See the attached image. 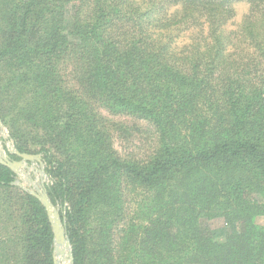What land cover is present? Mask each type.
Listing matches in <instances>:
<instances>
[{
  "label": "trees",
  "instance_id": "1",
  "mask_svg": "<svg viewBox=\"0 0 264 264\" xmlns=\"http://www.w3.org/2000/svg\"><path fill=\"white\" fill-rule=\"evenodd\" d=\"M100 109L152 126L153 153L120 156ZM0 119L42 155L71 264H264V0H0ZM15 181L0 163V264H56Z\"/></svg>",
  "mask_w": 264,
  "mask_h": 264
},
{
  "label": "rangeland",
  "instance_id": "2",
  "mask_svg": "<svg viewBox=\"0 0 264 264\" xmlns=\"http://www.w3.org/2000/svg\"><path fill=\"white\" fill-rule=\"evenodd\" d=\"M235 17L224 28L225 33L234 32L240 29L244 17L249 13L250 6L247 2H238L234 5ZM193 32L182 31L175 34L176 46L178 48L188 45L192 42ZM63 73L65 80L68 82V87L72 90L78 89V84L74 78V66L71 63L66 64ZM100 112L107 119L113 121L112 124L123 125L125 132L116 131L113 129L114 148L120 156L128 159H147L156 147L155 129L147 122L138 121L125 115H112L105 109H100ZM13 141L10 139L9 132L5 125L0 126V157L6 158L9 154L15 151ZM36 155V154H35ZM42 157V155H41ZM45 164L41 162H24V165L15 171L16 181L15 186L23 192L34 195L41 194L44 191L45 184L49 183L48 176L44 171ZM41 201V200H40ZM56 211L64 210V207H56ZM260 224L264 223V219L259 220ZM210 227L214 231H223L225 224L222 219L213 220L210 222ZM62 227L65 229V223L62 221ZM66 235V230H65ZM61 248L65 251L61 252ZM61 256V259L60 258ZM55 257L57 264H71V246L65 241L64 243H55Z\"/></svg>",
  "mask_w": 264,
  "mask_h": 264
},
{
  "label": "water",
  "instance_id": "3",
  "mask_svg": "<svg viewBox=\"0 0 264 264\" xmlns=\"http://www.w3.org/2000/svg\"><path fill=\"white\" fill-rule=\"evenodd\" d=\"M2 125V121L0 119V126ZM16 153L19 157H21L20 161H11L9 155L6 158L0 157V163L3 165L9 166L14 172L17 171L18 168L22 167L24 165V162L31 161V162H41L42 157L41 155H29V154H20L16 152V150L13 152ZM36 197H38L42 204L47 208L48 214L50 216L54 235H55V243L60 242L64 243L67 241V243L70 245L68 238L65 235V229L62 227V220L60 217L59 211H56V207H54L48 196L46 195L45 191H42L41 194L33 193ZM57 264V262H56Z\"/></svg>",
  "mask_w": 264,
  "mask_h": 264
},
{
  "label": "bare ground",
  "instance_id": "4",
  "mask_svg": "<svg viewBox=\"0 0 264 264\" xmlns=\"http://www.w3.org/2000/svg\"><path fill=\"white\" fill-rule=\"evenodd\" d=\"M62 251H65L64 248H61V252H62ZM61 256H62V255H60V258H59V259H61Z\"/></svg>",
  "mask_w": 264,
  "mask_h": 264
}]
</instances>
